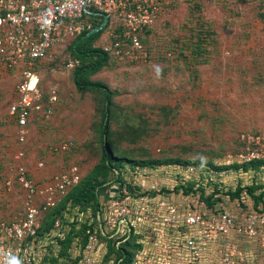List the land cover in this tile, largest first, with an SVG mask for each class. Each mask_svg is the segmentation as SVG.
Listing matches in <instances>:
<instances>
[{
	"label": "rangeland",
	"instance_id": "rangeland-1",
	"mask_svg": "<svg viewBox=\"0 0 264 264\" xmlns=\"http://www.w3.org/2000/svg\"><path fill=\"white\" fill-rule=\"evenodd\" d=\"M104 36L82 47L99 45ZM147 40L152 49L174 47L179 54L140 64L107 61L88 74V80L103 82L112 92L105 119L103 93L78 89L77 69L64 67L74 56L73 39L56 43L36 72L44 98L55 90L57 102L46 116L32 114L21 142L8 112L19 75L0 66V220L21 211L22 192L13 176L16 149L24 152L21 161L40 183L76 165L82 183L107 181L117 173L131 184L160 182L169 188L167 165L201 162L218 168L215 180L223 190L252 183L264 187V168L228 163L242 133L264 131V0H180L159 14ZM197 43L200 53L194 50ZM92 60L87 56L82 64L89 67ZM64 141L71 142L70 149L59 150ZM77 202L61 211L64 235L45 241L42 263L81 258V233L72 232L81 228L87 206ZM46 212L38 214L40 222ZM250 247V264H264V250ZM103 252L96 264H128L125 258L112 262Z\"/></svg>",
	"mask_w": 264,
	"mask_h": 264
},
{
	"label": "built area",
	"instance_id": "built-area-1",
	"mask_svg": "<svg viewBox=\"0 0 264 264\" xmlns=\"http://www.w3.org/2000/svg\"><path fill=\"white\" fill-rule=\"evenodd\" d=\"M178 1L0 0V66L19 75L8 109L17 127L16 139L24 140L34 112L46 116L57 102L55 90L44 98L36 72L56 43L91 30L105 15L100 33L105 39L93 47L108 61L140 64L174 58L179 54L174 47L156 50L143 40L152 33L159 14ZM79 65L77 57L64 62L68 70ZM238 139L240 148L229 155L228 163L264 160V131L242 133ZM70 145L64 141L57 148L68 150ZM23 156L21 149L15 150L13 176L22 192V204L18 216L0 220V264H41L44 252L38 214L53 207L80 180L77 166L71 165L50 181L37 182L21 161ZM167 166L173 183L169 188L160 182L131 184L117 173L101 184L95 210L87 214L90 227L76 264H96L107 241L116 247L130 241L131 264H250L254 256L248 246L254 244L264 250V199L256 201L245 184L236 196L213 192L214 185L217 189L222 186L215 180L218 171L210 167ZM51 234L62 238L59 218Z\"/></svg>",
	"mask_w": 264,
	"mask_h": 264
},
{
	"label": "trees",
	"instance_id": "trees-1",
	"mask_svg": "<svg viewBox=\"0 0 264 264\" xmlns=\"http://www.w3.org/2000/svg\"><path fill=\"white\" fill-rule=\"evenodd\" d=\"M100 23H101V21L95 22L94 27H96ZM101 31L102 30L100 29L97 32H95L94 34L89 35L87 37H82L87 31L76 36L72 41V45H74V47H72V51L74 53L73 57L79 58L80 63H81L78 67L75 68L77 70H76L75 75H74V83H75L76 87L80 90L92 89V90H99L103 93V100H104V103H103L104 114H103V116L105 119L108 115V112H109V106H110L112 92L103 82L90 81L87 79V76L89 73H94L95 71L99 70L102 66H104L106 64V62L108 61V59H107V56L105 54H103L101 52V50L98 48L82 47L88 41L95 39L101 33ZM143 41L145 43L149 44L147 38L144 39ZM196 47H197V49L195 48L194 50L198 51L197 53H200V51L198 50V47H200V46H196ZM87 56L92 57L93 60H92L91 66H89V67L86 66V68H85V66L82 64V59L87 57ZM78 78H80V79H78ZM102 131H103V133H105V131H106L105 128H103ZM111 157H112L111 152L110 151L106 152V154H104L105 162L108 159H110ZM189 164H193V165H197V166L199 165L202 167H210V168L215 169V170L218 169V168H214L213 166H210V165H205L201 162H190ZM232 164L236 168H240L243 166V168L245 170L249 169V168H262V169L264 168V160H254L252 162L242 164V165H239L237 163H232ZM172 165H183V163H172ZM114 177L115 176H113L112 178H114ZM103 179L96 180L97 181L96 183H94L93 181H92V183H90L89 180L84 181L82 183V179L79 180V182L76 185H74L70 190H68L66 195L63 198H61V200H59L53 207H50L49 209H47V212L45 213V217H44L43 221L40 222V226L38 229V233H39V236L41 238L40 239L41 240V247L40 248H42V246H44L45 241L48 238H50L49 242H51V239L56 237L51 233H52V229H53V223L58 218L61 221V225H62V229H63V233H64V222H63V218L61 217V211L63 209L67 208L71 204H73V205L76 204L75 202L78 201L77 203H82V204L85 203L86 204L87 214L89 212H94L95 207L97 205V198H96L97 191L101 187V184L106 182V181H103ZM107 181H108V179H107ZM256 185H257L256 183L255 184L252 183L251 185H247V186L244 185V186L246 187L248 193L250 195H252L256 201L263 200L264 199V187H258ZM189 188H190V185H189ZM161 189L165 190V187L162 186ZM201 190H202V188H201ZM240 190H241V185L236 186V188L230 189V190H228V189L223 190L222 187L220 189H217L214 185V191L213 192H219V193H225L226 192V193L231 194V196H233V195L236 196ZM255 190H257V191H255ZM254 192H256V193H254ZM206 200L208 202H210L212 200L211 196H208L206 198ZM87 221L88 220H87V215H86L83 222H82L81 228H78L77 230H74L72 232L73 234H75L77 232L81 233L80 247H82V250H83V247L86 243V229L90 227V225L87 224ZM76 236L78 237V235H76ZM65 237L67 238V240L71 239V238H68L69 237L68 235H66ZM77 239H79V238H77ZM250 246L251 245L248 246L249 249H251ZM131 248H132V244L130 243V241H126V242L120 244L118 247L114 246V244L111 241H107L106 247H105L106 250L103 254L104 255L108 254L109 257L112 256L113 257V259L111 260L112 262L116 258H118V261L125 258V260H127L128 264H131L132 255H133ZM71 257H73V258H72V260H70L69 264H76V262L78 261L77 256L71 255ZM40 262H41V264H50V263H42V261H40ZM18 264H21V263L19 262Z\"/></svg>",
	"mask_w": 264,
	"mask_h": 264
},
{
	"label": "water",
	"instance_id": "water-1",
	"mask_svg": "<svg viewBox=\"0 0 264 264\" xmlns=\"http://www.w3.org/2000/svg\"><path fill=\"white\" fill-rule=\"evenodd\" d=\"M105 21H106V16L103 15V20L101 21V23L98 24L96 27L92 28L91 30H88V31H87L82 37H87V36H89V35L94 34V33L97 32L98 30H100V29L103 27Z\"/></svg>",
	"mask_w": 264,
	"mask_h": 264
}]
</instances>
